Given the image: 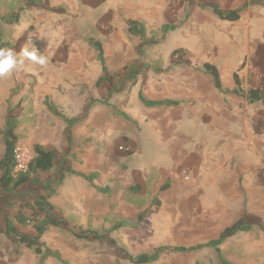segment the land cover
I'll use <instances>...</instances> for the list:
<instances>
[{
	"label": "rangeland",
	"instance_id": "1",
	"mask_svg": "<svg viewBox=\"0 0 264 264\" xmlns=\"http://www.w3.org/2000/svg\"><path fill=\"white\" fill-rule=\"evenodd\" d=\"M224 2L0 0L1 18L12 19L22 10L17 23H0V43L14 61L0 73V158L9 106L18 105L22 163L34 160L37 145L56 156L52 171L33 175L24 187L7 193L0 186V227L36 237L35 224L50 216L63 220L62 228L41 238L44 256L14 236L0 234V264H132L121 249L137 257L160 247H193L216 240L241 218L255 228L229 239L221 247L223 256L232 264H264V103L250 105L234 96L221 100L213 93L211 78L199 70L204 63L215 65L223 87L231 90L224 68L234 52L245 56L243 33L210 7L225 11ZM153 4L158 12L146 14L143 8ZM187 15L181 28L145 49L143 58L141 37H128L129 20L142 22L151 39ZM91 40L104 47L113 85L96 87L103 73ZM176 50L185 57L171 59ZM253 57L245 56L237 71L245 93L264 91L259 69L264 64L253 67ZM131 72L138 73L136 86ZM141 91L148 100L178 97L186 102L178 108L149 109L139 100ZM111 92L119 93L110 98ZM90 98L108 101L130 121L96 103L85 121L69 129L46 106L49 99L64 116L83 118ZM70 172L98 173L99 178L89 184ZM107 187L109 195L96 189ZM45 195L51 196L55 211L25 209L31 223L19 224L21 207L35 205ZM156 200L160 206H154ZM122 220L135 227L110 232ZM88 231L107 234L118 247L72 234ZM153 264L220 263L213 250H203L165 253Z\"/></svg>",
	"mask_w": 264,
	"mask_h": 264
},
{
	"label": "trees",
	"instance_id": "2",
	"mask_svg": "<svg viewBox=\"0 0 264 264\" xmlns=\"http://www.w3.org/2000/svg\"><path fill=\"white\" fill-rule=\"evenodd\" d=\"M264 4V0H250V2H246L242 7L231 10L228 12H225L221 10L219 7L215 5H211V9L216 17H218L220 20L230 23H235L240 21L243 12L250 6L255 4ZM22 10L18 11L16 15L12 19H4L0 17V23L2 21L8 22V23H17L20 20V13ZM189 15H187L186 19L180 22H176L174 24H168L165 25L162 28V31L156 35L155 37L149 39L146 34V27L145 25L136 20H129L127 23L128 26V37L129 38H136L141 37L144 46L143 50L140 53V56L143 58L145 56V49H148L150 47L156 46L161 44L163 41H165L166 37L170 34L181 28L184 23L188 20ZM90 46L97 52V58L102 66V77L97 81L96 87L101 88L105 84L113 85V80L111 78H108V67L106 64L105 59V52L104 47L101 42L91 40ZM4 45L0 43V62H2L4 59H7V56L4 52ZM178 56L185 57V53L183 50H176L172 53L171 59H175ZM172 69V67L168 68L165 72H169ZM199 70L203 72L205 75L211 77L213 81L214 88L218 92L220 96L223 98H227L229 96H234L238 98H244L248 101L250 105H257L260 103H264V92L260 89H252L248 93H245L242 82L239 73L234 74V81L236 84V88L233 90H225L223 87L221 74L219 69L211 64V63H204ZM131 80L132 85L136 86L138 83V73L137 72H131ZM116 93L119 92H111L110 98H112ZM15 95V91L12 92V97ZM139 100L140 102L149 109H158V108H171V107H178L181 105L178 101L173 100H164V101H154V100H148L145 98L143 92L141 91L139 93ZM100 103L103 105H107L109 107H112L114 111L117 113V115L121 116L123 119L130 121V118L120 111H118L114 106H112L108 101H102L97 102L96 100L89 99L88 100V107L86 110V116L85 117H79V118H68L64 116L58 108L53 105L49 99L46 100V106L48 110L54 114L57 117H60L64 120V122L68 125V128L71 129L73 126L82 123L85 121L88 117L90 109L96 104ZM20 106L11 107L9 106V112L6 119L5 124V132H4V146H5V152L0 158V186L3 191L7 193H12L15 190H18L22 187H24L26 184L30 182V179L33 175H36L38 173H47L54 169L55 167V160L56 156L52 151L46 150L45 148L41 146H35L34 151L36 154V157L34 160L28 165V169L25 172L16 173L15 169L17 167L16 162V150L17 145L19 143V136L17 135V130L20 125L19 120V113ZM71 175H75L78 177L83 178L86 182L89 184H94V182L99 178L98 173H93L90 175H84L76 172H70ZM66 178L64 172L63 177L61 180V183ZM100 193L104 195H109L112 192V189L110 187H107L105 189H98L96 188ZM140 187L137 186L135 188H132L131 190L134 193H138ZM168 188L167 186L162 188L161 191H166ZM51 196L45 195L38 199L35 205H25L21 207L22 213L19 215V224L22 226H27L31 222L26 217L25 209L26 210H33L36 207H40L41 209H48L50 211H55V207L50 203ZM159 200H156L154 202V206H160ZM144 220V216H140L138 218V222L142 223ZM63 220L62 218H54L53 216H50L47 218V220L44 222V224H35L34 229L37 232L36 237H29L23 235L17 228L9 227L6 231L3 230L0 227V234H6L8 236H14L17 238L18 242L22 245H25L27 249L34 250L35 253L39 256H44L46 253L43 250V247L40 244L41 238L52 228H62ZM135 224H129L127 220H122L119 223L115 224L110 232H116L120 229L124 228H134ZM254 226L251 224H248L244 218L239 219L237 222H235L233 225L225 228L219 237L216 240L210 241L208 243L199 244L193 247H177V248H168V247H160L156 249L152 254H142L137 257H134L125 249H121V253L125 256V258L132 264H153L160 260V258L165 253H172V254H182V255H190L196 252H200L203 250H213L217 254L218 262L220 264H232L230 263L225 257L223 256L221 247L231 238L236 237L239 234H245L250 233L254 230ZM262 231L264 232V228L260 226ZM76 238L79 239H94L99 242H105L108 241L112 246L118 247L117 242L110 238L105 233H100L97 231H88L83 234L79 233H72ZM56 258L60 259V256H56ZM61 261V259H60ZM63 262V261H62ZM64 263V262H63ZM66 264V263H64Z\"/></svg>",
	"mask_w": 264,
	"mask_h": 264
},
{
	"label": "crops",
	"instance_id": "3",
	"mask_svg": "<svg viewBox=\"0 0 264 264\" xmlns=\"http://www.w3.org/2000/svg\"><path fill=\"white\" fill-rule=\"evenodd\" d=\"M246 2H250V0H227V2H224V6H225L224 10L226 12L231 11V10H236L242 7ZM155 7H156V4H153L151 6V9L149 7H146L143 9L146 14H151V13L158 12V10ZM229 24L235 30L241 31L243 33V35H241L240 38L244 39L245 50L243 49L241 53L245 54V56L254 55L252 59L253 61L252 66L254 67L255 63L264 64V54H263L264 53V4L262 3L255 4V5L248 7L243 12L240 21L235 22V23L229 22ZM234 54H235L234 57H232L228 65L225 66L224 68V72L226 71V73L228 74L227 77H229L227 81V85L230 86L231 90L236 88V84L234 81V74L237 73L239 67L243 68L244 60L246 59L244 58L245 56L243 58H238L236 54L239 55L240 51H238L237 53L234 52ZM259 69L264 78V65L260 66ZM221 73L222 72L220 70V74ZM222 77L223 75L221 76V79ZM241 82H242V79H241ZM174 85H175L174 82H172V86ZM212 85H213V81H212ZM212 88L214 90L213 91L214 95L216 97H219L221 100H223V97L218 94V92L214 88V85L212 86ZM256 89H260V88H256ZM164 100L178 101L181 103V105H183L186 102L183 98H178V97H164V98H158L157 100H154V101H164ZM178 107H171V108H178ZM158 109H170V108H158ZM255 149H256L255 151H257L258 146Z\"/></svg>",
	"mask_w": 264,
	"mask_h": 264
},
{
	"label": "clouds",
	"instance_id": "4",
	"mask_svg": "<svg viewBox=\"0 0 264 264\" xmlns=\"http://www.w3.org/2000/svg\"><path fill=\"white\" fill-rule=\"evenodd\" d=\"M33 59H36L35 56L32 57ZM41 63H43V61H40ZM14 61L11 59V57L9 56V58L4 59L2 62H0V73H3L5 71H7L9 68L12 67Z\"/></svg>",
	"mask_w": 264,
	"mask_h": 264
},
{
	"label": "built area",
	"instance_id": "5",
	"mask_svg": "<svg viewBox=\"0 0 264 264\" xmlns=\"http://www.w3.org/2000/svg\"><path fill=\"white\" fill-rule=\"evenodd\" d=\"M16 162H17V167L15 169L16 173L27 171L28 166H26L25 164L22 163L21 157H20V155H18L17 150H16Z\"/></svg>",
	"mask_w": 264,
	"mask_h": 264
}]
</instances>
